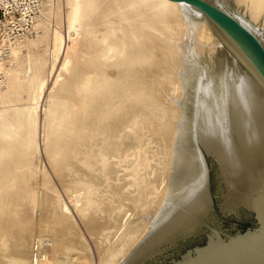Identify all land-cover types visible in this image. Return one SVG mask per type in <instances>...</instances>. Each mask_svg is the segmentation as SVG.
<instances>
[{"label":"bare ground","instance_id":"bare-ground-1","mask_svg":"<svg viewBox=\"0 0 264 264\" xmlns=\"http://www.w3.org/2000/svg\"><path fill=\"white\" fill-rule=\"evenodd\" d=\"M234 1L245 4L248 18L233 15L264 46V33L253 24L264 9V0ZM171 12L179 19L172 34L169 25L156 26L166 19L163 13ZM194 15L200 13L171 0H66V28L69 33L81 31L75 34L80 35L77 42L66 47L46 28L51 30L50 36L46 34L51 40L44 53L34 55L36 39L28 38L11 47L8 59L12 64L0 61V264H40L33 246L42 240L35 238L42 218L53 234L52 245L75 241L77 231L69 208L44 197L27 182L29 174L24 169L38 146L33 141L35 109L53 73L52 86L44 93L43 149L53 172L63 179L75 163L77 173L100 170V176H70L65 184L66 188L78 180L86 184L84 195L78 193L80 204L76 201L73 206L92 237L98 264H136L176 236L202 228L212 205L202 151L219 164L225 204L254 209L264 190V82L239 54L241 65L234 62L233 71L226 63L212 73L199 63L198 38L205 36L207 22ZM151 28L162 31L161 40L153 39ZM171 36L183 57L178 77L173 73L183 90L166 95L161 114L166 119L159 118L158 123L162 128L168 123L165 128L170 134L165 139L166 150L155 154L144 148V141L157 132V123L137 116L147 117L154 109L150 101L154 79L164 77L171 66L153 67L151 61L156 54H167ZM188 36L190 41H184ZM173 49L170 53L175 58L178 53ZM152 142L159 146L160 142ZM40 179L49 180L45 174ZM92 204V210L98 211L92 212L94 216L88 212ZM85 247L83 240L76 242L81 255Z\"/></svg>","mask_w":264,"mask_h":264},{"label":"rangeland","instance_id":"rangeland-1","mask_svg":"<svg viewBox=\"0 0 264 264\" xmlns=\"http://www.w3.org/2000/svg\"><path fill=\"white\" fill-rule=\"evenodd\" d=\"M30 1L32 2L33 5H35L34 7H36V10L32 14V18H33L32 29L30 31V34H28L26 39H24V40H27L28 38L33 39V40L36 39V41L32 47V49H33L32 52L34 51V55L38 56L42 51L44 53V48L48 46L47 44H49L50 37H47V35L50 33L48 31L50 29H46V28H51L52 31L51 30L50 31L53 32L52 34H54V37L61 38L63 41V45H66V47L68 45L70 46L71 43L73 44V43L78 41V37L80 38L81 31L77 32V31L73 30V32H72V30H71V33H69L70 31H67L68 29L66 28V18H65L66 0H30ZM218 1L230 13L235 14V16H236V14L237 15L241 14L242 16H245V17L247 16V18H248V14L246 15L244 13V11H245L244 10V5H245L244 3L238 5V4H235L236 2L234 0H218ZM224 1H228V3L224 2ZM134 3H135V1H134ZM48 10H50V13H47ZM185 10H184V12H185ZM188 12L189 11L187 9V12H185L186 17L190 16V15H188ZM190 13L191 12H189V14ZM163 14L167 16L166 19L162 18L163 21H161L160 23H156V26H162L165 28L166 25H169L168 28H170V33L172 34L174 27H179V19L175 18L176 15H174V12H171L168 14L163 13ZM194 16L197 17V15H194ZM93 19L95 20V17ZM197 20L198 21L202 20V22L203 21L207 22L203 18V16H201V15H199L197 17ZM114 21H116V19H114V17H113L112 22H114ZM193 21L194 20H192V24L194 23ZM253 24L255 25L257 30H259L262 34L264 33V9L262 10L261 14L258 16V19L253 21ZM206 26H207V28H206L207 30H205L204 33L202 32V34L205 36L204 37L200 36V38H198L199 44H197V49H198V51H200L198 62L201 63L203 66L207 67L208 70H211L212 73H214L213 72L214 69L217 68V70H218L220 66L224 67V65L226 63L228 64V66H230L232 71L235 70V68L237 66H236V64H233L234 61H233L231 55L227 52L225 47L217 39V37L215 36V34H214V32H213V30L210 27L208 22H207ZM44 29H46V30H44ZM151 30L153 32V39L155 41L162 39V36H163L162 31L160 33H158L155 30H153L152 28H151ZM44 31H48V32H45V34H44ZM76 32L80 35H75V34H77ZM205 33H207V34H205ZM50 34L48 36H50ZM155 34H157V35L155 36ZM39 35H41V36L43 35V37H41V39H40ZM35 36L39 40L37 38H35ZM172 36L169 38V40H168L169 42H166V43H168L167 50H166L167 54H163V53H161L160 55L156 54L154 57H152V61H151L153 67L155 66V64H157V65L158 64H164L166 66L170 64L169 66H171L165 72L164 77H162L161 79H159V78L154 79V88L151 91V98H150L151 104H153L152 106L154 109L152 110L151 115H149L147 117L144 116L145 114L141 115V116H137L138 120L147 121L148 119L151 118L157 123V127H158L157 132L152 133V134L150 133V135H149V137L152 135V137L154 136V138H152V137L148 138L147 137L145 139L146 141H144V144L146 146L148 145L147 147L144 145V148L147 150H150V151L152 150L151 152H154L155 154H158V153L160 154L166 150V149H164L165 148V142H166V140H168V136L170 134L169 128L166 129L168 127V123L166 125L164 124V128L166 127L165 129L162 128L163 126L160 127V124L158 123L159 118L166 119V117H164L162 115L164 112L163 109L166 106V99H168L167 96L169 97L168 93L170 94L173 91L174 92L175 91L176 92H178V91L182 92V90H183V87L179 83V79L174 78L175 75H177L175 77H178V73H177L178 71L177 70H178V67L180 65V61L183 59V57L180 56L179 50H176L178 47H177V45H175ZM192 37H193L192 39H195L196 35L194 34ZM46 38H47V40H46ZM74 38H76V41ZM189 38H191V37L188 36L187 39H185L184 41L189 42L190 41ZM41 40L43 42L46 40L45 41L46 43L43 44V42ZM187 40H189V41H187ZM37 41H40V42L37 43ZM170 41H173V43H171L172 45L170 44ZM14 46H15V44H14ZM173 46H174L175 52L177 51L176 53H178V54H175L176 55L175 58L177 59V61L171 55L172 51H170V50ZM11 47H13V45ZM23 49L24 48L21 49V52L23 53L22 55H25L26 51H25V49L24 50ZM174 49H173V51H174ZM9 55H10V53H9ZM9 55L7 56L6 59L2 60L1 62H4V64H7V63L12 64L13 62L9 61V59H8ZM169 57L171 59H169ZM174 63H175V65H174ZM172 68H174V69H172ZM57 72H58V70H57ZM52 75L48 79V81L45 85L43 96L39 99L37 106H36V109H35L36 113L38 114L37 120H36V126H37L36 131L37 132L35 133V138L33 141L34 142L37 141L38 146L34 150L33 154L31 153L32 155L29 156V160H28L27 164L25 165L26 167L24 169H26V171L29 174L28 176H26V178H28L27 182H29V181L32 182L31 184H33V186H35L37 189H39V191L41 193L45 194L44 197L53 198L55 205H57V206H59V205L64 206L65 205V206H67V208H69L67 210V212L71 216V218L73 219V220L71 219V221L74 222L73 224L76 227L75 229H76L77 233H75L74 238H73V239H75V241L72 240L69 243L63 242V243L59 244L60 246L65 245V246H63V248H62V246L61 247L58 246L57 243H55V244L53 243V245H52L51 242L54 241L53 240V234H52L51 230L47 229L48 228V226L46 224L47 220L42 218L41 221L37 222L39 225V228H38V230L36 229L38 234L37 233L35 234V236H36L35 238L39 237V239H42L41 242H40V240L38 241V242H40L41 245L39 243H38L39 244L38 245L36 242L33 246V253L35 252L34 255H37V257H39V260H41L40 264H42L43 261L45 262V263L43 262V264H47V263L48 264H55V263L56 264H58V263L59 264H61V263L69 264L70 262L73 264H75V263H78V264H82V263L83 264H93V263L98 264L99 263V257H97V256H99L98 251L94 245L93 240L91 239L92 237L90 236L85 223L79 217V214L77 213V209L75 207L76 201L78 200L80 202V200L77 197H79L80 195H81L80 197H82L84 195V193L86 192V190H85L86 184H83L85 182L81 183V181H84V180H78L76 182L74 181V182H72L71 187H68V188H70L68 192L66 190L68 188L65 187V184L69 182L68 178L70 176H100L99 175L100 173L98 172L100 170H91V173L89 172V174H87L88 171L83 169V170L79 171V173H77L76 169H77L78 163H75L73 165L74 167L71 170V172H67V175L63 176L64 177V179H63V178H61L60 175H58L59 173L53 172V169L51 168L50 163L47 161L48 158H47L45 149H43L44 145H43L42 140H43L44 134H43L42 124H43V119L45 118L44 117L45 116L44 108H46V106H47L46 96L44 95V93L48 92L50 90V87L52 86V81L54 79V77L52 78ZM0 76H2L1 73H0ZM126 79H127V81H129L128 75H127ZM162 79H165V80H162ZM176 81H178V82L176 83ZM177 84H178V86H177ZM166 88H167V90H166ZM173 89H176V90H173ZM167 102H168V100H167ZM41 128H42V131H41ZM153 134H155V135H153ZM155 136H156L157 140H156ZM148 139H151L150 140L151 143L147 142ZM152 140H154V143L157 142L156 145L158 144V142H160L159 146H155V144H153ZM149 144H152V145H149ZM160 144L163 147H161ZM149 146L150 147H156V149L150 148ZM163 149H164V151H162ZM206 159L209 163L210 191H211V194L213 197V200H212L213 203H212L211 208L209 209V211L207 213V216L205 219V224L202 225V230H196V231H192V232H189V233L181 235V236L180 235L176 236L174 238V240L172 239L170 242L164 244V246H162L160 248V250L157 251L153 256L147 257V258L139 261L136 264H159L160 262L167 263L173 257H176L179 252H183L184 250L192 247L193 245L202 243L205 239V234L207 232H209L212 228H215V229L219 230L220 232L226 233V232H231V231H235L237 229L243 228L250 221L251 214L247 210H245L243 207L231 208V207L227 206L226 204H224L223 194L225 192V190H224L225 184H224V182H222L220 175H219V172L216 169L215 165H213V164L210 165V161H211L210 158L206 157ZM36 169L38 171H36ZM31 170H34V171H31ZM95 171H97V172H95ZM43 174H45L49 178V180H46L47 182L46 181L42 182V180L40 179V178H42ZM55 174H57V175H55ZM36 182H38L39 184H37ZM77 182H80V184H78ZM101 185H102L103 189H105L107 187V186H105L106 184H104V182ZM100 187L101 186H99V188ZM74 188H76L77 191ZM78 188H81L82 190L78 189ZM51 189H53L52 191L53 192L55 191V192L53 193L52 191H50ZM74 190H75V192H74ZM100 190H101V188H100ZM102 191L103 190H101V193H103V195H106V192H102ZM78 193H81V194L79 195ZM78 201H77V204H80ZM73 205H75V206H73ZM94 205L95 204H92V206L89 207L90 210H88V212L89 213L91 212L90 216H94L93 213L95 211L98 213L97 210H95V209H94L95 211L92 210ZM72 206L75 208H73ZM97 213H95V215ZM35 226L37 228V224ZM77 226H79V227H77ZM79 228H81V230ZM78 240H83L86 243V247L83 250V255H81L82 252L77 251L76 242ZM65 243H67V244H65ZM74 244H75V246H73ZM56 246H58V247L56 248ZM37 247H39V248H37ZM52 248H53V250H55L54 252H53ZM69 248H70V250H69ZM74 248H75V250H74ZM56 250H57V252H56ZM51 251H52V253H50ZM88 251H89V253H88ZM42 252H43V254H42ZM55 252H56V254L54 256ZM77 252L79 253V255ZM65 253H66V255H65ZM42 255H44V256L42 257ZM64 255L66 256L67 261H66ZM74 255H75V257L73 258L72 256H74ZM85 256H86V258H84ZM44 257H45V259H44ZM47 257L50 259H48ZM58 258H60L61 263L59 262ZM68 258L69 259L71 258L73 261L69 260ZM77 258L78 259L80 258V259L77 260ZM81 258L82 259L84 258V260H82ZM47 259H48V261H47ZM52 259H55V262L53 260L54 263L52 262ZM97 259H98V261H97Z\"/></svg>","mask_w":264,"mask_h":264},{"label":"water","instance_id":"water-1","mask_svg":"<svg viewBox=\"0 0 264 264\" xmlns=\"http://www.w3.org/2000/svg\"><path fill=\"white\" fill-rule=\"evenodd\" d=\"M171 1L184 3L197 10L204 19H207L215 36L233 61L241 65L238 54L243 56L264 82V46L258 37L232 13L214 0ZM215 29L220 31L225 39L221 38ZM202 155L207 167L208 190L213 203L209 163L206 157L210 158V165H215L222 182L224 181L217 160L205 151H202ZM223 198L225 204L224 194ZM238 207H243L251 214L250 221L243 228L226 233L212 228L205 234L202 243L179 252L167 263L159 264H264V190L259 195L254 209L244 204Z\"/></svg>","mask_w":264,"mask_h":264},{"label":"built area","instance_id":"built-area-1","mask_svg":"<svg viewBox=\"0 0 264 264\" xmlns=\"http://www.w3.org/2000/svg\"><path fill=\"white\" fill-rule=\"evenodd\" d=\"M34 6L30 0H0V61L7 58L12 45L30 34Z\"/></svg>","mask_w":264,"mask_h":264}]
</instances>
